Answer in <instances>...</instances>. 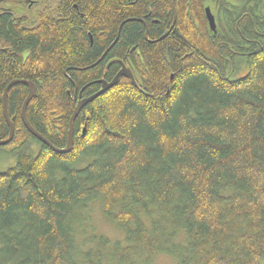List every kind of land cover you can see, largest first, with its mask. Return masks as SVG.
I'll use <instances>...</instances> for the list:
<instances>
[{
    "label": "trees",
    "instance_id": "16d2710c",
    "mask_svg": "<svg viewBox=\"0 0 264 264\" xmlns=\"http://www.w3.org/2000/svg\"><path fill=\"white\" fill-rule=\"evenodd\" d=\"M207 6L218 19L213 33ZM52 8L59 14L35 35L0 19V42L13 48L0 46V141L8 136L2 95L14 80L36 87L27 120L57 149L73 97H90L118 70L105 71L108 59L127 63L122 55L137 49L138 86L123 78L83 107L65 155L23 126L28 88L9 89L14 136L4 147L18 150L0 173V264H153L163 256L261 264L264 0H52ZM32 142L35 154L23 149ZM93 204L121 239L83 227Z\"/></svg>",
    "mask_w": 264,
    "mask_h": 264
},
{
    "label": "flooded vegetation",
    "instance_id": "af4514ba",
    "mask_svg": "<svg viewBox=\"0 0 264 264\" xmlns=\"http://www.w3.org/2000/svg\"><path fill=\"white\" fill-rule=\"evenodd\" d=\"M207 7H209V6H207ZM58 14L59 13L54 11L52 8V0H0V19H4L8 23H10L11 26H9V27L14 29L17 33L25 34L27 36L28 35H35L36 32L42 28L41 27L42 24H47V25L52 24L53 19H54V15H58ZM57 17H59V16H57ZM205 18H206V16H205ZM215 23H216V28H217L218 19H215ZM0 46H1V49L5 50V51L13 49L11 44L9 42H5V41H3L2 43L0 42ZM24 50L26 53H22V59L27 57V54H28L26 49H24ZM134 50L136 51V53H134ZM132 51H133V53H132ZM122 57L124 59H126L127 63H124L122 61V59H120L118 57L110 58V59H108L107 64L105 65V71L108 70L109 66L112 63H114V64L116 63L119 66V68H118L119 71L115 70L114 75L112 76L111 80L114 79L116 77V75L121 70L126 72L125 69H128L130 71V73L132 74V77L134 79L135 84L138 86L136 77L137 78H139V77H138V73H137V70H136L134 64L138 65V62L141 58H140V55H139L137 49L133 48V49L127 50L126 53H124L122 55ZM129 57H130V59H129ZM122 77L124 79L128 80L129 83L131 82L128 78H126L124 76H122ZM122 77L119 78L118 82L121 79H123ZM24 81H29L32 83V81H30V80H24ZM100 89L101 88H99V90ZM27 95H28V93H27ZM79 96H81V95H79ZM1 141H3V140H1Z\"/></svg>",
    "mask_w": 264,
    "mask_h": 264
},
{
    "label": "water",
    "instance_id": "95a60500",
    "mask_svg": "<svg viewBox=\"0 0 264 264\" xmlns=\"http://www.w3.org/2000/svg\"><path fill=\"white\" fill-rule=\"evenodd\" d=\"M204 15L207 17V21H208V29L210 30L211 33L215 32V28H216V23L214 20V17L212 16L211 12H210V8L206 7L204 10ZM128 70V69H125ZM126 77L131 81V85L134 88H137V85L134 83V80L132 78V75L130 73V71L128 73H122L119 72L116 77L114 79H112L110 82H106L103 80L98 81L97 83L100 85L101 90L94 94L91 95L88 98H84L83 100H81L80 96L78 97V99H74L75 96L73 97V101H72V114L70 116L69 122H68V131H67V139H66V145L64 148L62 149H57L55 147H53L46 139H44L40 134H38L33 128L32 126L29 124L27 117H26V108L29 104V102L34 99L36 97V88L34 86L33 83H29V81H23V80H14L12 82H10L6 88L3 91V95H2V100L5 102L7 101V94L9 89L17 84H24L25 87L29 88L28 89V96L26 99H24L23 104H22V109L20 111V120L23 124V126L25 127V129L27 130V132L36 140H38L42 145L47 146L49 149L52 150V152H54L55 154L58 155H65L71 152L72 150V146H73V124L74 121L77 117V115L79 114L80 110L85 107L88 103H90L91 101H93L95 98H97L98 96L102 95L105 91H107L108 89L112 88L113 86H115L119 80L120 77ZM76 91V88H75ZM75 103H77L75 105ZM3 116L4 119L6 121L7 127H8V136L7 139L4 141H0V147H4L7 146L13 139V134H14V117L13 118H9L7 112H6V104H3ZM85 132V128L82 130V134Z\"/></svg>",
    "mask_w": 264,
    "mask_h": 264
},
{
    "label": "rangeland",
    "instance_id": "374dc122",
    "mask_svg": "<svg viewBox=\"0 0 264 264\" xmlns=\"http://www.w3.org/2000/svg\"><path fill=\"white\" fill-rule=\"evenodd\" d=\"M37 148V144L35 142H32L25 146L23 149L26 152H32V154H35ZM17 150L18 149H16V147L12 148V150L6 147H0V173L14 166L16 159L15 153L17 152ZM84 162H86V160H83L82 163L79 161L75 163L73 167L75 169H82L86 165V163L84 164ZM87 217L88 221L83 225V227H86L88 231L89 229L87 227L91 226L96 234L106 235L110 239H121V235L102 218L97 204H93L91 206V211L85 216V218L87 219ZM86 229L83 228V230L85 231ZM153 264H173V261L163 256L156 258L153 261ZM261 264H264V261H262Z\"/></svg>",
    "mask_w": 264,
    "mask_h": 264
},
{
    "label": "bare ground",
    "instance_id": "6f19581e",
    "mask_svg": "<svg viewBox=\"0 0 264 264\" xmlns=\"http://www.w3.org/2000/svg\"><path fill=\"white\" fill-rule=\"evenodd\" d=\"M187 2H190V1H187ZM189 4V3H188ZM191 5V4H190ZM188 7V6H187ZM186 7V8H187ZM190 7V6H189ZM191 8V7H190ZM245 9V8H244ZM243 10V9H242ZM216 13V12H215ZM11 18V17H10ZM239 18V17H238ZM206 19H207V17H206ZM207 23H208V21H207ZM207 26H208V24H207ZM213 38V37H212ZM119 71V70H118ZM120 72H122V73H128L129 72V70H126V72L125 71H123V70H121ZM118 73V72H117ZM132 75V74H131ZM222 75V74H221ZM123 78V77H122ZM133 78V77H132ZM134 80V79H133ZM105 81V80H104ZM108 82V81H107ZM30 83V82H29ZM131 83V82H130ZM135 83V82H134ZM142 83V82H141ZM22 84V83H21ZM143 85V84H142ZM28 88V87H27ZM29 89V88H28ZM101 90V89H100ZM100 90H98L96 93H98ZM106 92V91H105ZM104 92V93H105ZM96 93H94V94H96ZM94 94H92V95H94ZM143 95H144V93H143ZM28 96V95H27ZM27 98V97H26ZM76 99H78V98H76ZM84 98H81V100H83ZM3 104H6V101L4 102L3 100H2V110H3ZM77 103H75V105H76ZM6 112H7V105H6ZM14 127V126H13ZM7 139V138H6ZM5 139V140H6ZM4 141V140H3ZM11 150H12V148H11ZM167 257V256H166Z\"/></svg>",
    "mask_w": 264,
    "mask_h": 264
}]
</instances>
